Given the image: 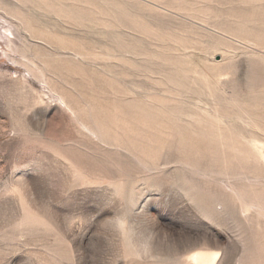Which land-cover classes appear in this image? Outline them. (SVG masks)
<instances>
[{
    "label": "rangeland",
    "instance_id": "rangeland-1",
    "mask_svg": "<svg viewBox=\"0 0 264 264\" xmlns=\"http://www.w3.org/2000/svg\"><path fill=\"white\" fill-rule=\"evenodd\" d=\"M0 264H264V0H0Z\"/></svg>",
    "mask_w": 264,
    "mask_h": 264
},
{
    "label": "snow or ice",
    "instance_id": "snow-or-ice-1",
    "mask_svg": "<svg viewBox=\"0 0 264 264\" xmlns=\"http://www.w3.org/2000/svg\"><path fill=\"white\" fill-rule=\"evenodd\" d=\"M67 203L70 208H79L81 205L80 194H73L68 196Z\"/></svg>",
    "mask_w": 264,
    "mask_h": 264
}]
</instances>
